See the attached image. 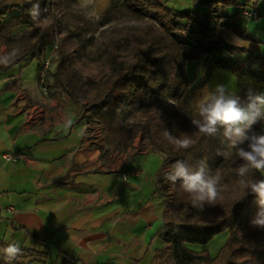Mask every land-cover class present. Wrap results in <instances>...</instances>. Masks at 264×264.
<instances>
[{
    "label": "crops",
    "instance_id": "obj_1",
    "mask_svg": "<svg viewBox=\"0 0 264 264\" xmlns=\"http://www.w3.org/2000/svg\"><path fill=\"white\" fill-rule=\"evenodd\" d=\"M19 2L6 0L0 8ZM261 2L247 0L228 17L227 9L222 19L212 16L207 38L242 44L218 22L241 27L254 39L250 25L240 23L247 18L237 11L255 9L260 20H247L262 25ZM14 13L10 9L3 18ZM29 27H15L10 34L18 36ZM189 29L198 32L195 23ZM4 51L6 45L0 44ZM35 58L0 66V248L8 242L21 246L23 255L12 264H172L160 256L166 245L158 234L171 221L159 177L164 155L149 148L131 161L105 164L101 130L79 119L80 104L42 89L38 58L34 72H27ZM225 234L218 244H224ZM0 264H8L2 251Z\"/></svg>",
    "mask_w": 264,
    "mask_h": 264
},
{
    "label": "trees",
    "instance_id": "obj_2",
    "mask_svg": "<svg viewBox=\"0 0 264 264\" xmlns=\"http://www.w3.org/2000/svg\"><path fill=\"white\" fill-rule=\"evenodd\" d=\"M6 0H0L3 3ZM50 0H33L28 3L20 0L18 4L2 6L0 8V44L7 47L8 52L19 49L18 56L7 67L16 65L27 57L40 60L37 74L41 69L43 57L46 56L51 44L48 29L24 31L20 35H11V31L18 26L28 25L31 16L27 10L38 3L43 8L50 4ZM207 10L202 20L194 17L189 11L174 12L164 5L161 0H111V9L117 12L125 11L137 18H143L148 9H162L171 22L165 29L159 31L152 26H145L138 36L136 45L132 47L136 60L128 66H121L116 60L117 54L111 52L107 61L112 66L110 74L100 82L83 80L81 76L69 69L65 53L52 60L56 63L54 70H49L45 77V89L49 96L56 91L64 93L73 102L81 105L79 119L87 118L89 123L100 125L105 134L106 142L118 144L127 153V161H131L139 152L133 147L136 137L141 136L143 142L150 149L164 155L168 167L177 160L183 162L190 169H194L200 161H205L210 173L218 175L225 167L222 156L217 155L220 150V133L222 125H217V131L212 135H203L192 124L198 119V110L191 118L187 112L188 106V75L189 61L207 60L210 69L219 67L232 71L239 80V93L244 97L254 98L264 89V54L258 55L257 64L241 65L236 59L226 55L227 52L240 51L222 39L202 43L194 40L175 39L170 37L172 30H185L189 23H197L200 29L207 26L212 16L222 19L221 14L226 7H239L243 4L239 0H192ZM256 1V0H255ZM245 5V4H244ZM245 8V7H244ZM10 9L16 13L4 19ZM185 19L187 23L177 20ZM216 26L229 28L246 40H251L241 27L228 24ZM173 85V99L178 103V110L173 112L167 108V90ZM8 88V84L6 85ZM5 86V87H6ZM96 94L87 100L89 91ZM250 92V93H249ZM87 100V101H86ZM180 118L185 125L187 134L192 140L188 149H178L163 135L165 131L178 137L170 127L172 118ZM144 117V121L127 124L132 117ZM154 123L151 129L150 124ZM169 171V170H168ZM166 171V172H168ZM163 172L159 175L164 179ZM234 180L241 179L237 171H231ZM249 179L264 178L259 171L253 170ZM181 181L174 184V194L171 205L178 216V221H168L158 231L166 247L160 256L172 264H264V228L248 227L247 224L258 212L256 195L250 190L225 200H216L213 204L203 207H193L191 197L186 194ZM221 186V185H220ZM219 186V187H220ZM220 190V189H219ZM207 214H223V217L208 218L197 211ZM238 224L244 235L234 232V225ZM227 231L229 233L224 244L215 256L207 250H195L189 245H206L215 235Z\"/></svg>",
    "mask_w": 264,
    "mask_h": 264
},
{
    "label": "rangeland",
    "instance_id": "obj_3",
    "mask_svg": "<svg viewBox=\"0 0 264 264\" xmlns=\"http://www.w3.org/2000/svg\"><path fill=\"white\" fill-rule=\"evenodd\" d=\"M161 1L166 8L174 12L189 11L194 17H199L200 20H202L203 14L207 10L200 4H194L192 0ZM245 1L247 0H239V3L244 4ZM49 2L50 4L45 7H39V15L35 20L31 18V22L29 23L30 27L27 29V31L41 29H48L50 31L49 37L51 39V44L47 54H50L51 59L47 67L44 69V82L47 72L49 70H54L56 66V63H53L52 60L59 57L62 52L67 56L69 69L73 70L77 76H81L83 80L100 82L107 77L112 70V66L107 61V55L109 52L117 54L116 60L121 66H128L136 60V55L132 47L136 45L141 30L145 26L150 25L155 30L161 31L171 22V17L167 16L162 9L159 8L153 10L148 9L143 18H137L125 11H114L111 9V0H50ZM1 4L2 3L0 2V5ZM261 5H264V2H261ZM226 9V15L228 17V14H232L237 7H226L221 11L222 15H224ZM177 21L184 24L187 23L185 19H178ZM232 23H237V21L233 20ZM240 23L243 26L249 24V31L255 38L246 40L232 31L234 36L239 39L242 44H228L241 50L232 53L226 52L225 54L236 59L241 65L247 66L248 64H252L255 66L258 62V55L264 54V24L255 25L247 19ZM37 24L39 25L38 27L35 26ZM195 25L198 30L197 33L194 32L192 34L191 30L189 29V31L187 27V29L181 31H170V37L175 39L200 41L202 43L212 41L207 38L205 33L207 32V29H209L208 24L207 26L204 25L201 29L197 23H195ZM37 64L38 59L35 58L27 72H31V70L34 72V68ZM187 75L189 78L187 112L191 118L197 111L198 101H200L205 95L215 92L218 86H223L225 94L237 98L242 106H246L252 99L248 96L244 97L243 95H240L239 80L236 74L219 67L210 69L207 60L201 59L189 61L187 64ZM173 90V85H170L167 90V108L176 112L178 110V103L172 97ZM95 94L96 91H89L87 100L93 98ZM259 95H264V89H261ZM144 120L145 118L141 116L132 117L127 120V124ZM169 124L178 137L183 138L185 135L189 137L187 130L185 129L186 124H184L180 118H174L172 115ZM92 125H96L102 132V138H104L105 142H101V144H103L101 155L105 164L110 163L112 160L127 161V153L132 152L131 149H128L125 152L118 144L107 143L102 127L97 124ZM154 125V123L150 124L151 129L154 128ZM223 132L224 128H222L220 133V150H224L227 155L223 156V159L226 162L225 167L218 173V176L221 177V186L219 185L220 196L217 198L218 201L229 199L244 191L242 180H234L231 176V171L237 170L243 161L240 160L235 150L227 148ZM252 132L257 135H264V120L254 125ZM133 147L138 152L150 148L147 143L143 142L141 136L135 138ZM243 147H247V142ZM168 170L169 167L166 162L163 167V172ZM161 186L164 193L167 195L168 218L173 221H178V216L171 205L172 196L174 194V185L169 181L161 180ZM258 208L259 206L257 204V209ZM197 212L206 215L208 218H220L225 215V213L209 215L203 210ZM252 220H250L247 226L249 225L248 227L254 228L255 226L251 224ZM233 230L239 236L245 234V231H242L238 224L234 225ZM225 232L215 235L207 243L209 245L192 244L191 246L204 247L205 249L212 248L213 251H218L222 245L218 244V242L226 235Z\"/></svg>",
    "mask_w": 264,
    "mask_h": 264
},
{
    "label": "clouds",
    "instance_id": "obj_4",
    "mask_svg": "<svg viewBox=\"0 0 264 264\" xmlns=\"http://www.w3.org/2000/svg\"><path fill=\"white\" fill-rule=\"evenodd\" d=\"M31 3V0H27ZM33 20L39 15V4H33L27 10ZM35 26H39L38 24ZM237 43H242L239 40ZM20 50L0 52V66H8L18 56ZM198 119H193L192 124L203 135H212L217 131V125L224 128L223 136L226 146L235 150L243 163L236 170L241 178L244 193L248 190L257 197L259 210L251 224L264 228V178L249 179V174L255 170L264 176V135L252 132L253 126L264 120V95L252 98L246 106H242L237 98L225 94L223 86H218L216 91L205 95L197 103ZM164 137L178 149H188L192 140L186 135L183 138L174 137L168 131ZM247 142V147H243ZM219 156H226L224 150L217 152ZM164 179L173 185L179 180L183 191L191 197L193 207H203L204 204H213L220 196L219 185L221 177L211 174L205 161H200L194 169H190L183 162L177 160L170 165L169 171L164 174ZM4 259L12 264L23 255L21 246L15 242H8L6 247L0 248Z\"/></svg>",
    "mask_w": 264,
    "mask_h": 264
},
{
    "label": "built area",
    "instance_id": "obj_5",
    "mask_svg": "<svg viewBox=\"0 0 264 264\" xmlns=\"http://www.w3.org/2000/svg\"><path fill=\"white\" fill-rule=\"evenodd\" d=\"M237 14L242 16V17H245V18H247L253 22H258L260 20V15L253 8H241ZM50 59H51L50 54H46V56L44 57V60L41 63V69H40L39 74H38V80H39V83L41 84L43 90H45V85H44V75H45L44 72H45V70L44 69L49 64ZM5 157L7 159H11V160L17 159V156L15 154H7V155H5Z\"/></svg>",
    "mask_w": 264,
    "mask_h": 264
}]
</instances>
